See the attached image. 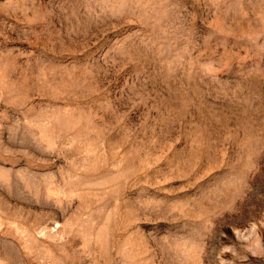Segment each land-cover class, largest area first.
Returning a JSON list of instances; mask_svg holds the SVG:
<instances>
[{"label": "rangeland", "instance_id": "rangeland-1", "mask_svg": "<svg viewBox=\"0 0 264 264\" xmlns=\"http://www.w3.org/2000/svg\"><path fill=\"white\" fill-rule=\"evenodd\" d=\"M0 264H264V0H0Z\"/></svg>", "mask_w": 264, "mask_h": 264}]
</instances>
